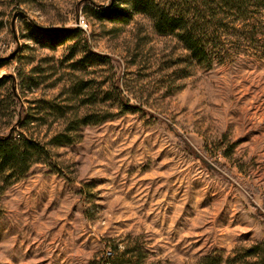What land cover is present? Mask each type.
I'll return each mask as SVG.
<instances>
[{"label": "rangeland", "instance_id": "obj_1", "mask_svg": "<svg viewBox=\"0 0 264 264\" xmlns=\"http://www.w3.org/2000/svg\"><path fill=\"white\" fill-rule=\"evenodd\" d=\"M128 1L0 0V135L30 117L48 150L0 193V264H193L264 241V0H196L224 25L202 61Z\"/></svg>", "mask_w": 264, "mask_h": 264}, {"label": "trees", "instance_id": "obj_2", "mask_svg": "<svg viewBox=\"0 0 264 264\" xmlns=\"http://www.w3.org/2000/svg\"><path fill=\"white\" fill-rule=\"evenodd\" d=\"M221 2H225V5L229 6L230 9L245 13L244 6L248 8L255 1L249 0L248 3L245 0H221ZM128 4L132 13L136 12L151 16L158 32L162 34L178 32L186 48L191 51L195 58L201 61L208 58L210 53V42L212 38H215V33L212 32L215 31L212 30L213 26L215 28L224 27L221 19L218 18L217 22L211 19L208 12L205 9L203 10V7L206 8V6L196 0L194 3H188L181 12L177 13L161 7L156 0H129ZM125 11V8L113 3L107 11L101 13L106 17H112ZM215 15L218 16V13L213 10L212 16ZM245 19L248 18L245 17ZM6 81V77H1L0 87L4 86ZM14 86L15 84H13L11 94L15 97L17 94L15 89L13 90ZM33 120L30 117H21L20 121L25 130L19 133L18 137L13 133L0 135V193H3L8 185L23 178L33 164L40 162L43 156L48 154L44 144L28 131V126ZM83 122L85 121H81L78 125L84 124ZM63 137L64 139H57V143H71L74 140L70 132L65 133ZM127 253L128 251H125L117 257L113 256L112 264H144L141 255H128ZM225 254L224 250H215L202 255L193 264H264V241L258 242L250 248L235 251L230 260L226 259Z\"/></svg>", "mask_w": 264, "mask_h": 264}, {"label": "built area", "instance_id": "obj_3", "mask_svg": "<svg viewBox=\"0 0 264 264\" xmlns=\"http://www.w3.org/2000/svg\"><path fill=\"white\" fill-rule=\"evenodd\" d=\"M84 23H85V20L82 19V20L80 21V25H82V24H84ZM111 254H112V252L109 251V250L106 252V255H109V256H110ZM112 257H113V256H112Z\"/></svg>", "mask_w": 264, "mask_h": 264}, {"label": "water", "instance_id": "obj_4", "mask_svg": "<svg viewBox=\"0 0 264 264\" xmlns=\"http://www.w3.org/2000/svg\"><path fill=\"white\" fill-rule=\"evenodd\" d=\"M14 89H15V86H14Z\"/></svg>", "mask_w": 264, "mask_h": 264}]
</instances>
